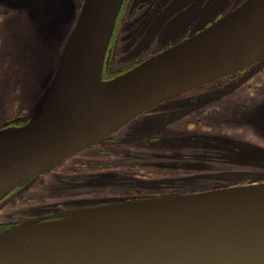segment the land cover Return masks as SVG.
Segmentation results:
<instances>
[{"label": "water", "instance_id": "1", "mask_svg": "<svg viewBox=\"0 0 264 264\" xmlns=\"http://www.w3.org/2000/svg\"><path fill=\"white\" fill-rule=\"evenodd\" d=\"M124 0H85L51 106L0 133V201L182 92L264 59V0L102 83ZM0 264H264V183L108 206L0 233Z\"/></svg>", "mask_w": 264, "mask_h": 264}, {"label": "flooded vegetation", "instance_id": "2", "mask_svg": "<svg viewBox=\"0 0 264 264\" xmlns=\"http://www.w3.org/2000/svg\"><path fill=\"white\" fill-rule=\"evenodd\" d=\"M246 1L124 0L106 54L103 79L116 48L137 52L126 58L131 60L126 67L135 64V68L149 60V55L201 33ZM257 80L259 85L254 84ZM256 115H264V67L252 65L170 97L72 155L57 177L60 184H71L68 191V185L63 188L66 193L62 195H69L61 205L69 211L119 206L152 200L159 194L198 191L221 179L252 180L259 176L253 172L264 165L255 161L252 171L250 131ZM117 172L122 177L112 182ZM57 209H46L45 217L64 215Z\"/></svg>", "mask_w": 264, "mask_h": 264}, {"label": "rangeland", "instance_id": "3", "mask_svg": "<svg viewBox=\"0 0 264 264\" xmlns=\"http://www.w3.org/2000/svg\"><path fill=\"white\" fill-rule=\"evenodd\" d=\"M84 1L0 0V133L26 126L32 118L43 115L51 106ZM161 52L153 56L151 54L148 57L151 59ZM136 53V51L125 50L122 46L116 48L110 68L105 69L104 79L116 78L134 69L135 64L126 67L131 61L126 58ZM111 55L110 53V57ZM105 60L106 55L104 64ZM253 66L264 67V59ZM104 79L102 75V83L112 80ZM259 83L257 80L254 84L259 85ZM263 127L264 115H256L250 131L252 171L256 169L254 167L257 164L255 161L264 162ZM261 128H263L262 133L260 132ZM84 149L78 152L82 153ZM69 161H71V156L37 174L36 178L34 176V179L32 177L23 182L22 184H26L15 196L9 194L8 197L6 196L0 201V228H2L0 233L40 222L66 220L94 210V208H90L69 211L65 205H61L67 201L66 197L69 195H62L66 193V189L63 188L68 185V191L71 184L62 185L57 177L60 175L63 166H66ZM258 165L260 164L258 163ZM256 170L260 172H253V174H259V176L252 178V180L221 179L218 184L211 181L208 186H204L198 191L189 190L176 195L159 194L155 195V199L152 200L264 183V165ZM102 176L108 175L103 174ZM121 177V173L117 172L111 181L117 182ZM191 181L196 182V179ZM53 186H56V189L62 188V190H53ZM107 186L109 185L105 186L106 189ZM49 190H53V193H50ZM21 196L24 197L23 200H19ZM49 208H58L57 211H61L64 215L57 219L46 218L45 212Z\"/></svg>", "mask_w": 264, "mask_h": 264}, {"label": "bare ground", "instance_id": "4", "mask_svg": "<svg viewBox=\"0 0 264 264\" xmlns=\"http://www.w3.org/2000/svg\"><path fill=\"white\" fill-rule=\"evenodd\" d=\"M230 189H232V188H230ZM225 190V189H224ZM210 191H215V190H210ZM210 191H207V192H210ZM202 193H206V192H202ZM196 194V193H195ZM190 195H192V194H190ZM177 197V196H176ZM100 208H102V207H100ZM96 209H99V208H96Z\"/></svg>", "mask_w": 264, "mask_h": 264}, {"label": "trees", "instance_id": "5", "mask_svg": "<svg viewBox=\"0 0 264 264\" xmlns=\"http://www.w3.org/2000/svg\"><path fill=\"white\" fill-rule=\"evenodd\" d=\"M0 19H1V14H0Z\"/></svg>", "mask_w": 264, "mask_h": 264}]
</instances>
